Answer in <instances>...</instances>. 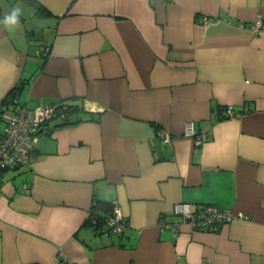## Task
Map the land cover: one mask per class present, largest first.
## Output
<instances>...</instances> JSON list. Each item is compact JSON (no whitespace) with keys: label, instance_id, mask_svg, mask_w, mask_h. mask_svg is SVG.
Wrapping results in <instances>:
<instances>
[{"label":"crops","instance_id":"0c3cea01","mask_svg":"<svg viewBox=\"0 0 264 264\" xmlns=\"http://www.w3.org/2000/svg\"><path fill=\"white\" fill-rule=\"evenodd\" d=\"M260 17L264 0H0V133L12 103H81L0 173V264H264ZM178 203L237 219L197 231ZM114 205L120 235L85 226Z\"/></svg>","mask_w":264,"mask_h":264},{"label":"built area","instance_id":"2783aa9c","mask_svg":"<svg viewBox=\"0 0 264 264\" xmlns=\"http://www.w3.org/2000/svg\"><path fill=\"white\" fill-rule=\"evenodd\" d=\"M250 29L259 32L264 29V17L258 18L250 25ZM2 121L4 122V130L0 133V173L2 171H15L28 163L34 162V145L37 134L48 123L54 115L53 107L50 105L38 106L35 110H29L25 106L12 103L11 107L4 106L1 110ZM225 117L234 116L231 110L222 113ZM183 137L190 138L201 145L202 140L199 139L194 124L186 122L183 126ZM163 142L169 144V137L165 134L161 135ZM173 214L179 217L182 222L190 224L194 230H215L223 224L230 223L237 219L228 212H220L213 206L204 207L198 213L192 212L188 203H178L173 208ZM88 220H91L89 227H95L101 237H110L120 235L124 229V217L117 205L113 206V210L98 225V217L96 214H89ZM163 227L171 230L174 234L179 231L176 224H165ZM61 264H68L62 261Z\"/></svg>","mask_w":264,"mask_h":264},{"label":"trees","instance_id":"16d2710c","mask_svg":"<svg viewBox=\"0 0 264 264\" xmlns=\"http://www.w3.org/2000/svg\"><path fill=\"white\" fill-rule=\"evenodd\" d=\"M50 106L53 107V112L54 115L52 116V118L48 121V123H54L55 127H61V126H65L67 124L73 125V124H78V122H72L70 117L72 116V114L79 112V107H69L64 105L63 102H59V104H51ZM72 122V123H70ZM47 123V126H48ZM103 222V218H99L98 219V225H102ZM91 220H88L85 222V226H90ZM94 230L98 231L95 227Z\"/></svg>","mask_w":264,"mask_h":264},{"label":"clouds","instance_id":"9594fccd","mask_svg":"<svg viewBox=\"0 0 264 264\" xmlns=\"http://www.w3.org/2000/svg\"><path fill=\"white\" fill-rule=\"evenodd\" d=\"M20 14L19 8L14 9L10 15L5 17L4 23L7 25H15L17 24V17Z\"/></svg>","mask_w":264,"mask_h":264},{"label":"water","instance_id":"95a60500","mask_svg":"<svg viewBox=\"0 0 264 264\" xmlns=\"http://www.w3.org/2000/svg\"><path fill=\"white\" fill-rule=\"evenodd\" d=\"M80 102H76V101H71V102H68V103H64V105H66V106H69V107H72V106H74V107H76V106H80Z\"/></svg>","mask_w":264,"mask_h":264},{"label":"rangeland","instance_id":"374dc122","mask_svg":"<svg viewBox=\"0 0 264 264\" xmlns=\"http://www.w3.org/2000/svg\"><path fill=\"white\" fill-rule=\"evenodd\" d=\"M2 122H0V124H1ZM3 124V123H2Z\"/></svg>","mask_w":264,"mask_h":264}]
</instances>
